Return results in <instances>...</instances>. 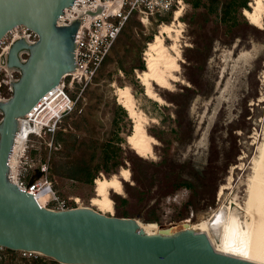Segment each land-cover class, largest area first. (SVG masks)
I'll return each instance as SVG.
<instances>
[{"label": "rangeland", "instance_id": "obj_1", "mask_svg": "<svg viewBox=\"0 0 264 264\" xmlns=\"http://www.w3.org/2000/svg\"><path fill=\"white\" fill-rule=\"evenodd\" d=\"M203 8L195 10L184 0L175 8L181 9L178 19L176 11L155 13L147 22L133 15L87 90L85 113L69 118L66 128L62 125L57 130L52 149L51 135L33 136L30 153L37 164L50 157V176L62 196H80L85 206L109 215L135 217L162 233L186 227L211 230L203 228V221H214L215 214L233 198L239 220L246 218L253 163L264 143V14L259 24L248 18L230 27L215 15L203 14ZM169 24L175 28L172 36L162 32ZM158 35L179 49L177 79L169 78L168 87L155 81L151 86L144 84L140 78L144 70L134 67L140 59L145 62V53ZM148 87L161 101L148 95ZM124 88L130 90L134 108L145 117L147 132L157 139L147 156L129 143L135 122L118 95ZM86 139L92 152L85 149ZM106 148L111 155L109 170L102 168ZM117 159L119 163L113 164ZM73 161L89 163L96 172L94 180L62 175ZM125 168L130 176L120 177L122 192L110 190L113 210L93 204L96 180L120 176ZM118 194L129 202H116ZM124 208L129 215H123ZM239 226L238 241L230 251L244 255L240 243L243 223ZM209 232L216 249H230L224 231ZM14 254L22 264H31L20 260L22 250Z\"/></svg>", "mask_w": 264, "mask_h": 264}, {"label": "water", "instance_id": "obj_2", "mask_svg": "<svg viewBox=\"0 0 264 264\" xmlns=\"http://www.w3.org/2000/svg\"><path fill=\"white\" fill-rule=\"evenodd\" d=\"M74 2L0 0V41L19 25L38 33L35 41L27 35L15 39L0 60L20 71L11 95L0 101V244L34 250L64 264H264L216 249L206 230L147 233L135 217L109 215L90 206H41L10 179V155L25 124L21 118L65 74L81 71L75 33L82 18L59 22ZM102 7L86 12L93 15ZM62 125L61 119L57 128Z\"/></svg>", "mask_w": 264, "mask_h": 264}, {"label": "built area", "instance_id": "obj_3", "mask_svg": "<svg viewBox=\"0 0 264 264\" xmlns=\"http://www.w3.org/2000/svg\"><path fill=\"white\" fill-rule=\"evenodd\" d=\"M183 2L184 0H75L73 5L67 7L60 15L61 23H69L72 18H82L75 33V38H78L77 59L81 71L65 74L60 83L45 92L21 118L25 124L17 132L14 149L10 155V179L20 188L31 192L41 206L66 209L85 205L80 196L64 197L58 192L54 179L50 176V157L37 164L35 157L30 153L33 136L51 135L49 145L52 149L55 144L54 135L59 129L58 121L62 119L64 125L69 118L85 113L87 90L94 83L119 35L133 15L147 22L155 13L176 11L175 8ZM99 5H103L100 12L93 15L86 12L97 11ZM10 34L12 36L9 40ZM26 35L32 41L38 38V33L25 25L10 30L0 41V60L7 54L15 39ZM19 73L18 69L9 68L0 62V101L11 95L12 82ZM18 136L23 140L20 141ZM33 168H37L40 175L36 176L37 172H32ZM6 250L7 247L0 244V258L7 255ZM22 251L27 256H37L39 253L34 250Z\"/></svg>", "mask_w": 264, "mask_h": 264}, {"label": "bare ground", "instance_id": "obj_4", "mask_svg": "<svg viewBox=\"0 0 264 264\" xmlns=\"http://www.w3.org/2000/svg\"><path fill=\"white\" fill-rule=\"evenodd\" d=\"M252 7L253 10L246 9L245 14L251 22L259 24L264 14V0H253ZM180 14H182L181 9L176 11L175 19H178ZM173 30H175L174 25L169 24L163 26L162 32L164 34L167 33L168 36H172ZM178 55L179 49L177 46L175 44L168 45L165 41V36L158 35L150 43L149 49L145 53L146 70L140 74L143 83L150 85L151 81H155L162 86L168 87L169 78L177 79L175 71L179 68ZM146 92L151 97L161 101V97L153 92L150 87H148ZM118 95L121 99L120 101L128 109L130 116L135 122L133 134L129 137V143L140 155L147 156L151 154L157 139L147 132L145 127L146 119L134 108L135 103L133 104L134 100L130 90L124 88L119 91ZM20 136H18V139L22 141V136ZM259 153V156L253 163L254 174L250 177L251 181L249 182L248 190L250 198L247 203L248 210L246 218L243 221L239 220V213L236 210V199L233 201V198L229 203H226L224 206L222 205L223 209L220 214H215L216 218L214 221L205 219L202 224L205 229L215 230L216 232L224 231L226 235L225 242L228 245L227 247L230 248L226 251L234 253L230 250H233L235 242L238 241V227H240V223H243L244 227L241 232L242 237L240 243L245 254L241 256L264 262V143L260 146ZM11 162L13 163V159H11ZM129 176L130 170L125 168L120 171V176H113L110 179H97V197L92 200V203L100 209L113 210V198L111 197L110 190L113 189L116 192H122L123 186L120 177L128 179ZM140 224L147 233L157 232L149 224H143L142 222ZM208 234L211 238L210 232Z\"/></svg>", "mask_w": 264, "mask_h": 264}, {"label": "trees", "instance_id": "obj_5", "mask_svg": "<svg viewBox=\"0 0 264 264\" xmlns=\"http://www.w3.org/2000/svg\"><path fill=\"white\" fill-rule=\"evenodd\" d=\"M250 1L251 0H188V2L191 3L193 9L200 10L201 8L204 7L203 10L201 11L203 12V14L215 15L218 18V21L227 24L230 27H233L236 24H240L244 20H248V17L245 14V9H252L250 5ZM208 18L209 17H206V19ZM152 35H150L149 37L152 38ZM134 67H140L141 69L145 70L146 64L143 59H140L138 65H135ZM154 101L157 102L156 100ZM118 116L120 117L119 114ZM131 132H129L130 133L129 136L133 133ZM118 138L120 139L121 137L118 136ZM85 145L91 147L90 144L85 143ZM104 152L106 153V155L104 156L105 164L102 166V168L105 170H109L111 168V165L109 164V160L111 158V155L109 153L110 149L106 148ZM118 163H119L118 159L113 161V164L115 165ZM99 169H101V167H98V170ZM133 172L134 174H136L134 169ZM95 174L96 172L94 171L92 166L84 161H78V162L73 161L68 163L67 166L65 167L64 172L62 173V175H66L74 179H83L88 182H92L94 180ZM38 175H40L39 170L36 173V176ZM186 185H188V183H186ZM114 199L116 200V202L120 200V203L124 205L129 202V199L126 196L120 194L114 196ZM122 213L123 215H129V211L125 208L122 210ZM6 252L9 257L6 255L0 258V264H22V261L20 262L16 260L14 249L7 248ZM6 260H8V263H6ZM20 260L28 261L31 264H62L56 259H47L43 255L42 256L37 255L31 257H27L23 255L20 258Z\"/></svg>", "mask_w": 264, "mask_h": 264}, {"label": "flooded vegetation", "instance_id": "obj_6", "mask_svg": "<svg viewBox=\"0 0 264 264\" xmlns=\"http://www.w3.org/2000/svg\"><path fill=\"white\" fill-rule=\"evenodd\" d=\"M84 142H85V141H84ZM91 147H92V145H91ZM91 147H90V146H89V147H88V146H86V147H85V149H88V151H89V152H92V151L90 150V149H91Z\"/></svg>", "mask_w": 264, "mask_h": 264}]
</instances>
